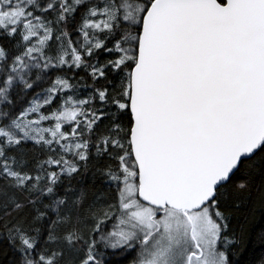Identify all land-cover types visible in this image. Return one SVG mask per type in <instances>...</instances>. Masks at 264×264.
<instances>
[{
    "label": "snow or ice",
    "instance_id": "6c2138e0",
    "mask_svg": "<svg viewBox=\"0 0 264 264\" xmlns=\"http://www.w3.org/2000/svg\"><path fill=\"white\" fill-rule=\"evenodd\" d=\"M257 210L264 0H0V264H240Z\"/></svg>",
    "mask_w": 264,
    "mask_h": 264
},
{
    "label": "trees",
    "instance_id": "16d2710c",
    "mask_svg": "<svg viewBox=\"0 0 264 264\" xmlns=\"http://www.w3.org/2000/svg\"><path fill=\"white\" fill-rule=\"evenodd\" d=\"M94 170L91 169L84 174L81 183L85 187L95 189H103L105 187L102 178L96 175L93 179ZM240 222L239 214L233 217V225ZM246 243L242 248L234 249L233 259L240 264H261L264 259V212L257 210L255 215H250L246 224Z\"/></svg>",
    "mask_w": 264,
    "mask_h": 264
}]
</instances>
